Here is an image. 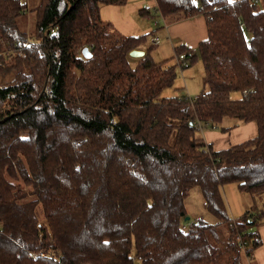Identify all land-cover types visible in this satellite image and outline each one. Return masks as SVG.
I'll list each match as a JSON object with an SVG mask.
<instances>
[{
  "label": "trees",
  "instance_id": "1",
  "mask_svg": "<svg viewBox=\"0 0 264 264\" xmlns=\"http://www.w3.org/2000/svg\"><path fill=\"white\" fill-rule=\"evenodd\" d=\"M29 1L28 45L27 0H0V50H17L0 55V80L12 78L0 81V264H252L264 225V6L155 0L142 17L204 15L209 35L156 62L159 45L146 46L163 25L124 37L100 17L101 4L130 0ZM182 54L203 68L198 97H166ZM228 120L256 122L258 137L216 152L196 124L226 133ZM229 185L254 202L239 221ZM196 187L216 225L189 218Z\"/></svg>",
  "mask_w": 264,
  "mask_h": 264
},
{
  "label": "rangeland",
  "instance_id": "2",
  "mask_svg": "<svg viewBox=\"0 0 264 264\" xmlns=\"http://www.w3.org/2000/svg\"><path fill=\"white\" fill-rule=\"evenodd\" d=\"M27 2L28 10L30 11V1L27 0ZM145 6L149 7L150 10H153L154 2L152 0H130L126 5L123 6L101 4L100 17L103 21L111 23L114 26V29L124 37H140L149 34L156 27L155 24L157 22L140 15V10L144 9ZM158 21L160 22V19ZM34 22L35 17L32 14L28 15L26 23V42L28 40H32L34 41V43H38V41L36 40L37 37L32 34ZM144 23H147L148 27H146ZM144 28H147L146 30L149 29V32L140 34L139 32H141V30H143ZM147 42L149 43V39ZM2 45L3 49L0 50V55L11 51L10 55L5 54V56H7L8 58L16 56V48H8L4 42H2ZM149 46L150 45L147 44L146 48ZM142 49L144 48L138 50ZM151 55L156 62H164L165 60L176 58L174 49L170 45L166 44L165 41L162 42L158 47L154 48ZM136 62L137 61H132L133 65H135ZM197 68H200L201 70L196 71L195 69ZM186 71L187 72L185 74L187 75L189 69ZM191 72H194L196 77H194L193 79H188V77H185V82L188 84V90L184 87L181 90H175V87H172L167 90V93L175 91L177 95L173 96H183L187 95L185 91H189L191 94H193L191 95L189 93L191 97H198L202 92L201 77L204 75V71L202 67L198 65L196 66V68L192 69ZM178 76L182 78L180 73H178ZM11 80L12 78L8 77L5 81H0L1 83H6L7 81L10 82ZM195 83H198L200 88L199 91L192 90V88H195L196 86ZM178 85H182L181 80L178 82ZM233 98L238 99L239 95L234 94ZM227 123H234V121L228 120ZM204 130L205 128L203 127L202 130L198 131L203 132ZM223 193L229 208L230 215L234 220L239 221L245 214V212L254 205L252 197L249 194L240 193L237 185L225 186ZM185 206L189 218L197 220L203 219L210 225H216L218 223V220L206 210L201 190L198 187L194 188L190 192L189 197L186 199ZM219 264H227V261H220ZM252 264H254V259H252Z\"/></svg>",
  "mask_w": 264,
  "mask_h": 264
},
{
  "label": "crops",
  "instance_id": "3",
  "mask_svg": "<svg viewBox=\"0 0 264 264\" xmlns=\"http://www.w3.org/2000/svg\"><path fill=\"white\" fill-rule=\"evenodd\" d=\"M228 1L231 4H234L242 0H228ZM257 1L260 5L264 6V0H257ZM144 24L146 25V27H148L147 23H144ZM159 25H163L165 27V30L161 31L157 35L158 37L161 38V43L165 41L166 44L170 45L173 49L176 46H179V47L186 46L187 48H190V49H197L200 43L207 41L208 36H209L207 21L204 15H198L192 19L178 22L172 25H166V23L164 24L162 22H160ZM146 29L147 28H144L139 33L140 34L148 33L149 29L148 30ZM142 51L146 52L147 50L142 49ZM194 68H196V66L190 68L187 75L185 74L187 71H185L184 78H180L177 80L174 86L175 90H181L183 89V87L188 90V84L185 81L187 77L188 79H193L194 77H196L194 72H191V70ZM195 70L198 71L201 69L197 68ZM202 77L201 79L203 80ZM180 80L182 81V85H178V82ZM195 85H196L195 88H192V90L199 91L200 88H199L198 83H195ZM202 88H203V83H202ZM185 92L187 94L190 93L189 91H185ZM173 95H177L175 91H172L166 94V96H173ZM224 125L226 127H231L232 129L226 133H223L222 131H219V130H211L207 128L203 132H200V136L206 141L208 145H212L216 152L225 151L235 146H239L241 144L254 140L258 137V134H259L258 125L256 122L240 124L238 126H235L236 125L235 123L229 124L227 122H224ZM258 232L261 236V240L263 244L254 253L253 259H254V264H264V225L259 227Z\"/></svg>",
  "mask_w": 264,
  "mask_h": 264
},
{
  "label": "built area",
  "instance_id": "4",
  "mask_svg": "<svg viewBox=\"0 0 264 264\" xmlns=\"http://www.w3.org/2000/svg\"><path fill=\"white\" fill-rule=\"evenodd\" d=\"M152 1L154 2V6L153 7L155 8L157 4H156L155 0H152ZM255 2H257V1H255ZM144 9H149V7L145 6ZM28 11L29 10H28V6H27V10H26L27 15H29ZM160 22L165 24V20L162 17L160 18ZM160 22L157 21L155 26H158L160 24ZM51 34L57 35V30L56 29H54V30L52 29L51 30ZM33 43H34V41H32V40H28L27 41L28 45L29 44H33ZM160 43H161V38L156 36V37L150 38L148 44L151 45V46H158ZM4 54L10 55L11 51H8L7 53H4ZM177 63H178V66H179V72H180L182 78H184V72L186 70H188L189 67H190L189 61L187 60V55L186 54H182V55L177 56ZM196 127H197L198 130H202L204 126L201 123H197ZM45 256L46 255L44 253H39V254L36 255V257H45Z\"/></svg>",
  "mask_w": 264,
  "mask_h": 264
},
{
  "label": "water",
  "instance_id": "5",
  "mask_svg": "<svg viewBox=\"0 0 264 264\" xmlns=\"http://www.w3.org/2000/svg\"><path fill=\"white\" fill-rule=\"evenodd\" d=\"M83 55H84L85 58H87V59L91 58V54H90L88 48H85V49L83 50ZM145 55H146V52H145V51L138 50V49L133 50V51L130 52V54H129V56H130L131 58H134V59H141V58H143ZM188 220H189V219H188Z\"/></svg>",
  "mask_w": 264,
  "mask_h": 264
}]
</instances>
